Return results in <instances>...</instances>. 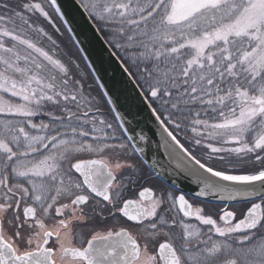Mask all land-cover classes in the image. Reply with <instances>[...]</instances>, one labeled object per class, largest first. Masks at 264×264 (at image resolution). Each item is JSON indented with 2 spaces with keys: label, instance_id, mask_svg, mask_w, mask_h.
<instances>
[{
  "label": "snow or ice",
  "instance_id": "snow-or-ice-1",
  "mask_svg": "<svg viewBox=\"0 0 264 264\" xmlns=\"http://www.w3.org/2000/svg\"><path fill=\"white\" fill-rule=\"evenodd\" d=\"M82 7L136 69L124 67L174 171L194 197L229 203L213 212L143 187L134 141L147 137L129 134L110 97L109 119L86 75L52 54L43 0H0V264H264V0Z\"/></svg>",
  "mask_w": 264,
  "mask_h": 264
},
{
  "label": "water",
  "instance_id": "water-1",
  "mask_svg": "<svg viewBox=\"0 0 264 264\" xmlns=\"http://www.w3.org/2000/svg\"><path fill=\"white\" fill-rule=\"evenodd\" d=\"M57 5L60 8L59 15H63L62 20L64 23L66 21L68 31L71 29L69 32L90 70L99 85H103L101 88L103 93L108 94L105 96L107 101L110 97L116 110L123 116L125 126L131 130L129 134L136 136L137 133H142L147 137L145 141H139L136 136L134 141L136 146L145 149L141 158L147 160V167L154 174V170H159L161 177H166L164 182L171 187L174 182V188L187 196L210 203H229L211 197H194L199 191V186L183 173L177 174L174 171V164H170L168 157L164 155V149L158 147L160 141L158 124L151 117L145 101L139 94V89L135 87L133 78L124 71L125 65L105 42L89 13L85 11L79 0H57ZM110 106L112 108V105Z\"/></svg>",
  "mask_w": 264,
  "mask_h": 264
},
{
  "label": "trees",
  "instance_id": "trees-1",
  "mask_svg": "<svg viewBox=\"0 0 264 264\" xmlns=\"http://www.w3.org/2000/svg\"><path fill=\"white\" fill-rule=\"evenodd\" d=\"M82 4L86 3L87 0H79ZM45 10L49 12V15L52 17V22L49 23L44 17H39V23L40 26L44 27L45 30L53 37L54 40H56L57 47L55 48L54 54L57 58H61L65 63H69V66L71 67L73 72H82L86 75V80L84 81L85 85H90V91L93 95H95L101 105V109L103 113L106 114V116L109 119L114 118V113L111 112V107L107 103V99L98 84L95 76L93 75L92 71L90 70L87 62L85 61L84 57L82 56L79 48L77 47L74 39L72 38L70 32L68 31L65 23L61 19V16L59 13H57L53 7L50 6V0H43ZM89 13V12H88ZM37 16L39 14L37 13ZM97 27L99 28L100 32L106 39L105 32L103 31V25L101 22H98L95 20V18H92ZM52 24H55V28L52 26ZM56 28H59V32L56 31ZM39 43L46 48V50H49L50 52L53 49V45L49 41H47L46 38H43L39 41ZM117 56L120 58V60H125V55L120 50H117L115 48H112ZM79 65V68L77 69L75 65ZM125 66H128L129 71H131L133 74H135L136 69L131 66L130 62L125 60ZM212 205V204H211ZM242 209H246L249 204H241Z\"/></svg>",
  "mask_w": 264,
  "mask_h": 264
},
{
  "label": "flooded vegetation",
  "instance_id": "flooded-vegetation-1",
  "mask_svg": "<svg viewBox=\"0 0 264 264\" xmlns=\"http://www.w3.org/2000/svg\"><path fill=\"white\" fill-rule=\"evenodd\" d=\"M84 158H90V157H87L85 156ZM143 171H144V174H145V177H146V182H142V186L143 187H152V186H155V187H165V188H168L170 190H174L173 188H171L170 186H168L166 183L162 182L161 180H158L156 178V176L148 169V167L144 164L143 165ZM139 190H141V186H136L134 188H131L128 192H126L125 194V199H135L138 197V193H139ZM176 194H179V192L177 191ZM191 198V197H190ZM192 202L194 204H202L203 206H205L206 209H211L213 212H216L218 209H221L224 207V204H207V203H204V202H201V201H197V200H194L192 198ZM238 206V205H236ZM234 207V206H233ZM122 224L126 225V226H132L135 224V222H132V221H128L127 218L125 217H121V221H120ZM193 222H195L194 218H193ZM132 230L135 232L137 229L135 227H132ZM160 239V242L163 241V237L159 238ZM158 247V245H157Z\"/></svg>",
  "mask_w": 264,
  "mask_h": 264
},
{
  "label": "rangeland",
  "instance_id": "rangeland-1",
  "mask_svg": "<svg viewBox=\"0 0 264 264\" xmlns=\"http://www.w3.org/2000/svg\"><path fill=\"white\" fill-rule=\"evenodd\" d=\"M242 208H243L242 206L238 205V206H234L233 209L240 210V209H242Z\"/></svg>",
  "mask_w": 264,
  "mask_h": 264
},
{
  "label": "bare ground",
  "instance_id": "bare-ground-1",
  "mask_svg": "<svg viewBox=\"0 0 264 264\" xmlns=\"http://www.w3.org/2000/svg\"><path fill=\"white\" fill-rule=\"evenodd\" d=\"M100 31V30H99ZM101 33V32H100ZM102 34V33H101ZM104 37V36H103ZM231 208H234L233 206H230Z\"/></svg>",
  "mask_w": 264,
  "mask_h": 264
}]
</instances>
